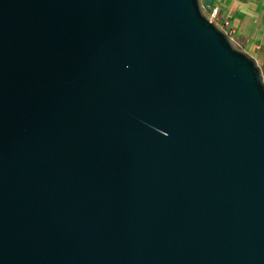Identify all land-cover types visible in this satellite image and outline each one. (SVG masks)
<instances>
[{"label": "water", "instance_id": "95a60500", "mask_svg": "<svg viewBox=\"0 0 264 264\" xmlns=\"http://www.w3.org/2000/svg\"><path fill=\"white\" fill-rule=\"evenodd\" d=\"M212 0H0V264H264L262 69Z\"/></svg>", "mask_w": 264, "mask_h": 264}, {"label": "crops", "instance_id": "0c3cea01", "mask_svg": "<svg viewBox=\"0 0 264 264\" xmlns=\"http://www.w3.org/2000/svg\"><path fill=\"white\" fill-rule=\"evenodd\" d=\"M219 9L216 23L232 31L235 45L264 71V0H212Z\"/></svg>", "mask_w": 264, "mask_h": 264}, {"label": "built area", "instance_id": "2783aa9c", "mask_svg": "<svg viewBox=\"0 0 264 264\" xmlns=\"http://www.w3.org/2000/svg\"><path fill=\"white\" fill-rule=\"evenodd\" d=\"M204 10H208L209 12V16H207L208 18H210V20L214 23H216L217 17H218V13H219V9L217 7H207V6H203ZM217 24V23H216ZM220 29H222L226 34H228V36L232 39V31L228 29V23H226L225 26H219ZM234 43V42H233ZM235 44V43H234ZM262 76H263V81H264V71H262Z\"/></svg>", "mask_w": 264, "mask_h": 264}, {"label": "rangeland", "instance_id": "374dc122", "mask_svg": "<svg viewBox=\"0 0 264 264\" xmlns=\"http://www.w3.org/2000/svg\"><path fill=\"white\" fill-rule=\"evenodd\" d=\"M203 11H204V13H205L206 16H209V12H208L207 9L206 10L203 9Z\"/></svg>", "mask_w": 264, "mask_h": 264}]
</instances>
